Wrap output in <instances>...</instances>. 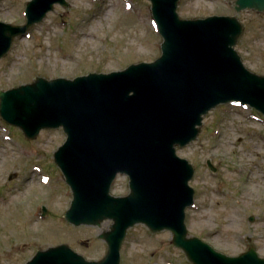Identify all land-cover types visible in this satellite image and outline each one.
<instances>
[{
	"label": "rangeland",
	"instance_id": "374dc122",
	"mask_svg": "<svg viewBox=\"0 0 264 264\" xmlns=\"http://www.w3.org/2000/svg\"><path fill=\"white\" fill-rule=\"evenodd\" d=\"M31 0L0 2V21L26 23ZM236 0H180L179 16L198 19L233 16L244 27L235 46L251 72L264 76V12H237ZM14 39L0 60V89L46 79L111 73L131 64L153 62L161 55L159 35L148 0H68ZM62 129L43 130L34 140L0 117V264H26L38 250L66 244L88 261L101 260L107 244L100 227H75L65 219L72 191L54 160L65 142ZM195 170L190 182L195 202L186 210L190 237L235 257L253 247L264 258V116L251 108L221 105L205 116L198 138L177 148ZM210 159L218 171L213 173ZM16 177L10 180L11 174ZM46 182V183H45ZM129 193V179L118 176L111 194ZM45 207L48 214L44 215ZM250 217L255 220L250 222ZM170 231L129 229L121 264H192L173 245ZM87 243V245L83 244Z\"/></svg>",
	"mask_w": 264,
	"mask_h": 264
},
{
	"label": "water",
	"instance_id": "95a60500",
	"mask_svg": "<svg viewBox=\"0 0 264 264\" xmlns=\"http://www.w3.org/2000/svg\"><path fill=\"white\" fill-rule=\"evenodd\" d=\"M150 1L164 38L155 62L74 80L37 77L0 90V116L28 140L47 129L63 128L68 136L54 154L73 190L65 219L75 226L114 221L100 236L108 244L100 261L61 244L38 250L27 264H120L123 240L137 224L154 233L170 230L174 245L194 264H264L253 248L228 257L188 237L185 211L194 203V168L176 153L177 145L197 138L203 116L219 104L240 101L264 114V76L248 71L234 49L243 27L229 16L183 20L179 0ZM56 4L67 7V0L29 1L24 25L0 21V59ZM247 8L262 12L264 0L236 1L237 11ZM118 173L130 178L128 196L110 195Z\"/></svg>",
	"mask_w": 264,
	"mask_h": 264
}]
</instances>
